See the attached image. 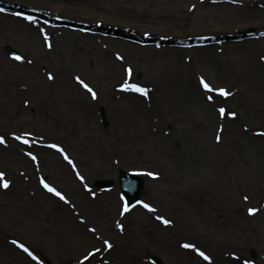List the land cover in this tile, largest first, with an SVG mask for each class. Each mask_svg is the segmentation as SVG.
Here are the masks:
<instances>
[{
	"label": "rangeland",
	"instance_id": "1",
	"mask_svg": "<svg viewBox=\"0 0 264 264\" xmlns=\"http://www.w3.org/2000/svg\"><path fill=\"white\" fill-rule=\"evenodd\" d=\"M229 1L213 0L216 18L186 0L187 17L172 1L156 25L136 22L166 38L231 30L206 58L179 57L158 37L153 52L99 42L67 20L100 30L116 15L92 20L77 1L0 0V134L11 146H0V172L26 175L22 192L0 186V264H264V0H247L228 18ZM171 13L177 27L165 20ZM246 27L257 35L240 39ZM201 77L230 94L206 92ZM125 82L147 93L124 90ZM120 169L143 179L133 205L121 194ZM98 180L113 184L98 188Z\"/></svg>",
	"mask_w": 264,
	"mask_h": 264
},
{
	"label": "bare ground",
	"instance_id": "2",
	"mask_svg": "<svg viewBox=\"0 0 264 264\" xmlns=\"http://www.w3.org/2000/svg\"><path fill=\"white\" fill-rule=\"evenodd\" d=\"M73 1H77L84 4L85 6H81L82 15H85L92 20H94V18L96 17H103L107 14H115L116 21L114 24H112L114 26H112L111 28V26H108L104 21L102 22V20H100L99 23H102L100 30L94 28L92 24H89L88 26V24L83 21L76 22L73 19L67 20V25L74 26L80 32L87 34L89 37H92L93 39L98 40L99 42L101 41L103 43H109L112 46L118 44L124 46L125 48H130L138 51L153 52V47L151 45L150 39L154 37H158L161 40L163 39L164 42L163 47L168 48L167 49L168 52L177 54L179 57H183L185 51L192 50V51H199L200 53L199 57L204 56L207 58V56L213 54L212 51L217 50V45L213 43V41H215L216 38L218 37L230 34L231 31V30L219 28L216 30H211L205 34H192L187 38H181L177 36L166 38L153 31L152 33L154 34H150V32H147L145 29L140 28V24H136V22L146 23L148 21L150 25H156L157 23L154 20H156L158 17L163 18L161 17L162 15H160L162 4L172 1L174 2L169 4H174L176 6V10L182 13L181 16L185 17L186 15L191 14L193 12V10L187 4L184 5V2L186 0H141L143 5L140 8H136L134 6V2L136 0H73ZM194 1L197 6V9L200 10V13L205 14L201 16L202 18L205 19L207 17H211V18L219 17L218 14L214 13L216 10H218V8H220V7H216L218 6V3H214L213 0H194ZM246 1L247 0H231L229 2H226L224 5L227 6V9L230 12L228 18H230L232 14L236 13L237 10L241 8ZM16 19L22 21H29L34 23L33 25L36 24V25H40V27L41 26L44 27V25L37 20L34 19L27 20L28 17H26L25 15H19V16L16 15ZM165 20L167 21V24L171 27H177L179 24L178 16L174 15L173 13L169 14L168 17L165 18ZM146 33H148L150 36L147 39L144 38ZM144 42L147 43V45L144 44ZM204 61L207 64L209 63L207 59H205ZM136 72L138 73V70H136ZM0 136L4 137L5 135L0 134ZM4 141H5L3 143L4 145L0 144V146L3 148H10L11 146L7 144L5 137H4ZM11 142L13 141H10V143ZM12 144H16V143H12ZM24 145H28V142L24 141ZM7 152L10 153L11 150ZM7 152L5 154L6 160H16L19 158L17 155H10ZM8 171H9L8 176L4 178L10 182L8 189L12 187L18 189L17 187H19L18 190L22 192L20 188L23 189L25 188L21 179L23 175L22 169L14 170V167L13 168L10 167ZM4 173L7 172L4 171ZM23 176L26 177V175ZM76 228L79 230L80 228H82V226L76 224Z\"/></svg>",
	"mask_w": 264,
	"mask_h": 264
},
{
	"label": "snow or ice",
	"instance_id": "3",
	"mask_svg": "<svg viewBox=\"0 0 264 264\" xmlns=\"http://www.w3.org/2000/svg\"><path fill=\"white\" fill-rule=\"evenodd\" d=\"M0 11H2V9H0ZM29 19H30V18H29ZM15 59L19 60V59H22V57H20V56H16ZM126 71H127L129 74L131 73V69H130V68L127 69ZM49 79H52L51 74H49ZM76 79L78 80L79 83H81V84L83 85V87H84L85 89H87V90L92 94L93 98H95L96 93L93 91V89H92L91 87H89L88 84L84 83V81L81 80L79 77H77ZM200 82H201V85L203 86V88L205 89L206 92H213V91H216V92H218L219 95H222V96H224V97H227V96L230 94V93L227 92L224 88L214 89V88H213L208 82H206V81L203 79V77H201V81H200ZM122 88H123L124 90H129V89H130V90H132V91H135V92H138V93H141V94H146V93H147V89H146V88H143V87H141L140 85H137V84H129V83L125 82V83L122 85ZM207 99H208L209 101H211V100L213 99V97H212L211 95H209V96L207 97ZM219 112H220L221 116H223V115H225L226 110H225V108L221 107V108H219ZM227 114H228V115H231V116H233V117L236 115L234 112L227 113ZM16 139H20V137L17 136ZM217 139H219V137H217ZM4 142H5V141H4V137H3V136H0V143H4ZM51 147H53V148H58V146L55 145V144L51 145ZM58 150L63 151L62 149H58ZM28 155L31 156L33 160L36 159V157H35L34 155H32L31 152H29ZM65 159H68L67 155H65ZM69 162L71 163V161H69ZM147 175H149V176H153L154 174L151 173V172H149V173H147ZM3 177H4V173L0 172V186H2V187H4V188H7V187H9L10 182H9L8 180L4 179ZM81 179H82V178H81ZM41 183L44 185V187H45L49 192H52V193H54L56 196H59L60 199H62V200L65 199V197H64L59 191H57L55 188L49 186V185H48L47 183H45L43 180L41 181ZM144 207L147 208L149 211H154V209H152L151 206L148 205V204H146V203L144 204ZM128 210H129L128 207L125 206V208H124V212H127ZM249 211H250V212H255L256 209H250ZM122 214H123V213H122ZM157 219L162 220V222H163L164 224H166V225L170 223V221H168L167 219H164L163 217H159V216H158ZM104 243L107 245L108 248H111V247H112V245H111L107 240H105ZM19 246H20L25 252H27V253L29 254V256H32V253H31V252L28 250V248H26L23 244H20ZM183 246H184L185 248H195V245H193V244H188V243L184 244ZM195 250H196V251L198 252V254H199L201 257H203L205 260L210 259L207 255H205L204 252L200 251L199 249H195ZM95 251H96V252H99L100 249H96ZM93 255H94L93 252H89L88 255L84 257V259H85V260H88L89 257H92ZM33 259H35V257H33Z\"/></svg>",
	"mask_w": 264,
	"mask_h": 264
},
{
	"label": "water",
	"instance_id": "4",
	"mask_svg": "<svg viewBox=\"0 0 264 264\" xmlns=\"http://www.w3.org/2000/svg\"><path fill=\"white\" fill-rule=\"evenodd\" d=\"M253 28H245L240 31L242 35H249L253 32ZM111 181H99L98 186L110 185ZM119 184L122 192L128 199V202H134L139 197V190L142 187V179L136 174L131 172H125L123 170L119 171ZM159 262L158 259H156Z\"/></svg>",
	"mask_w": 264,
	"mask_h": 264
}]
</instances>
